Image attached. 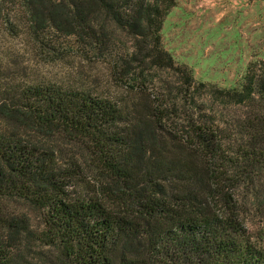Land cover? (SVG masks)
<instances>
[{
	"label": "trees",
	"instance_id": "obj_1",
	"mask_svg": "<svg viewBox=\"0 0 264 264\" xmlns=\"http://www.w3.org/2000/svg\"><path fill=\"white\" fill-rule=\"evenodd\" d=\"M173 2L0 0L11 32L49 27L112 58L119 81L137 67L170 70L175 82L125 106L0 75V264H264L240 216L245 198L264 204V64L231 87L196 82L160 45ZM116 31L129 48L114 47ZM55 139L81 144L97 189L71 194L78 164L59 163ZM9 201L37 209L41 229Z\"/></svg>",
	"mask_w": 264,
	"mask_h": 264
},
{
	"label": "rangeland",
	"instance_id": "obj_2",
	"mask_svg": "<svg viewBox=\"0 0 264 264\" xmlns=\"http://www.w3.org/2000/svg\"><path fill=\"white\" fill-rule=\"evenodd\" d=\"M5 12L7 17L15 13L8 4ZM159 35L163 50L175 64L185 65L196 82L231 87L240 81L247 67L259 70L264 64V0H174L163 17ZM113 37L118 51L130 47L127 36L116 31ZM113 69L112 58H101L72 36L49 27L35 37L25 33L23 27L11 32L0 18V75L12 86L54 84L130 106L141 102L146 94L151 98V93L160 92L165 83L175 85L170 70L140 71L133 67L119 81ZM235 112L239 114L240 110ZM54 149L62 165L66 161L78 164L76 180L69 187L73 196L98 188L97 181L102 178L97 176L80 143L55 139ZM259 184L264 190V176ZM243 203L240 216L252 239L264 245V204L257 210L250 198ZM7 204L8 209L26 217L31 230L41 229L37 209L15 201ZM30 251L33 253L26 256L35 260L39 251L36 243Z\"/></svg>",
	"mask_w": 264,
	"mask_h": 264
}]
</instances>
